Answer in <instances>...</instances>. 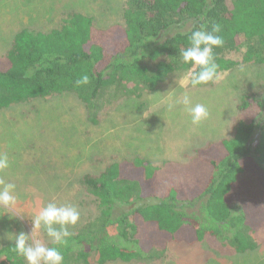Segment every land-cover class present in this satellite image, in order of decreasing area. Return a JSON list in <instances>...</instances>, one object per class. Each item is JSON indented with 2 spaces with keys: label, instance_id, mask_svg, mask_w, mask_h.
Wrapping results in <instances>:
<instances>
[{
  "label": "trees",
  "instance_id": "1",
  "mask_svg": "<svg viewBox=\"0 0 264 264\" xmlns=\"http://www.w3.org/2000/svg\"><path fill=\"white\" fill-rule=\"evenodd\" d=\"M216 23L224 39L214 49L219 73L237 65L227 54L239 51L242 39L251 43L243 61L264 63V0H128L124 27L95 30L91 18L72 14L51 32L24 30L0 56V110L71 94L91 115L111 88L155 91L169 75L187 72L180 51L191 33ZM85 74L89 83L77 86ZM238 111L231 137L189 161L135 159L86 176L82 184L98 201L99 224L53 245L63 261L159 259L174 242L255 250L248 233L264 231V99L244 97ZM13 246L0 250V264H23Z\"/></svg>",
  "mask_w": 264,
  "mask_h": 264
},
{
  "label": "rangeland",
  "instance_id": "2",
  "mask_svg": "<svg viewBox=\"0 0 264 264\" xmlns=\"http://www.w3.org/2000/svg\"><path fill=\"white\" fill-rule=\"evenodd\" d=\"M127 4L128 0H0V41L7 46L11 24L21 31L44 32L60 28L72 14L91 18L95 30L124 27ZM242 43L239 51L227 54L237 65L207 85L193 87L185 79L187 72L181 71L169 75L155 91L133 84L111 88L91 115L71 94L0 110V154L10 163L0 171V181L14 183L18 199L14 208L0 207V250L14 244V234L31 236L33 214L49 202L70 204L79 211L78 224L69 226L70 236L94 229L100 206L82 184L86 176L98 177L114 163L135 159L154 165L184 163L209 144L229 139L244 97L264 99V63L246 64L251 43ZM185 94L192 105L207 109V117L198 124L191 122L189 106L182 102ZM248 235L257 248L243 254L220 244L174 242L159 259L107 264H264V231ZM37 237L53 246L43 230Z\"/></svg>",
  "mask_w": 264,
  "mask_h": 264
},
{
  "label": "clouds",
  "instance_id": "3",
  "mask_svg": "<svg viewBox=\"0 0 264 264\" xmlns=\"http://www.w3.org/2000/svg\"><path fill=\"white\" fill-rule=\"evenodd\" d=\"M221 31L219 23L213 24L210 30H195L189 36V45L180 51L184 64L190 65L185 79L190 80L193 87L207 85L219 78V65L215 62L214 49L224 44ZM88 83L89 77L86 74L76 81L77 86ZM182 102L189 106L193 124H198L207 117L206 107L203 104L192 105L189 95L185 94ZM9 166L7 155L0 154V171ZM15 190L14 183L0 181V207L11 209L16 206L18 199L14 194ZM79 220L80 213L76 207L49 202L33 214L31 236L25 232L14 234V246L9 251L22 255L27 264H63L60 247L48 246L44 240L37 237V233L43 230L53 245H63L71 235L69 226L77 225Z\"/></svg>",
  "mask_w": 264,
  "mask_h": 264
},
{
  "label": "crops",
  "instance_id": "4",
  "mask_svg": "<svg viewBox=\"0 0 264 264\" xmlns=\"http://www.w3.org/2000/svg\"><path fill=\"white\" fill-rule=\"evenodd\" d=\"M31 25L32 26H38V25L33 24V22L31 23ZM9 27L11 29V35L8 38L7 46L6 47H2V43L3 42L0 41V55H2V56L5 55L6 53H8V51L11 50V47L13 45V42H14V39H15L16 35L19 34L20 32H22L21 29L15 27L14 24H11ZM51 31H53L52 28H50L49 30H44V32H42V33H47V32H51ZM9 41H11L10 44H9Z\"/></svg>",
  "mask_w": 264,
  "mask_h": 264
}]
</instances>
